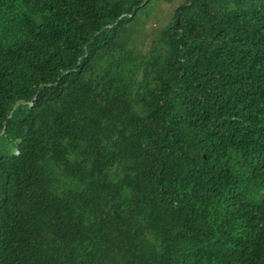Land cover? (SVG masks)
<instances>
[{"label": "trees", "instance_id": "obj_1", "mask_svg": "<svg viewBox=\"0 0 264 264\" xmlns=\"http://www.w3.org/2000/svg\"><path fill=\"white\" fill-rule=\"evenodd\" d=\"M0 0V264H264V0Z\"/></svg>", "mask_w": 264, "mask_h": 264}, {"label": "rangeland", "instance_id": "obj_2", "mask_svg": "<svg viewBox=\"0 0 264 264\" xmlns=\"http://www.w3.org/2000/svg\"><path fill=\"white\" fill-rule=\"evenodd\" d=\"M180 1L181 0H173L172 3L168 5L158 3L154 7L150 8L151 11L149 12V17L144 20V32L148 34L150 32V29L155 27L157 29H160L162 27L163 22L170 13L171 9Z\"/></svg>", "mask_w": 264, "mask_h": 264}]
</instances>
